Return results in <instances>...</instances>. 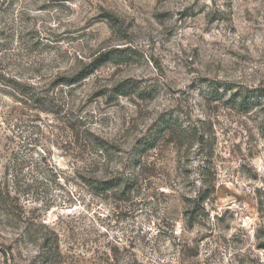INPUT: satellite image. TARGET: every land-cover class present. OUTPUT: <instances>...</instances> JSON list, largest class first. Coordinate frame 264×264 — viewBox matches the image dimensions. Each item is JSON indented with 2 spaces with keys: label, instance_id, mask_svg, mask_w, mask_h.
<instances>
[{
  "label": "rangeland",
  "instance_id": "obj_1",
  "mask_svg": "<svg viewBox=\"0 0 264 264\" xmlns=\"http://www.w3.org/2000/svg\"><path fill=\"white\" fill-rule=\"evenodd\" d=\"M0 264H264V0H0Z\"/></svg>",
  "mask_w": 264,
  "mask_h": 264
},
{
  "label": "trees",
  "instance_id": "obj_2",
  "mask_svg": "<svg viewBox=\"0 0 264 264\" xmlns=\"http://www.w3.org/2000/svg\"><path fill=\"white\" fill-rule=\"evenodd\" d=\"M109 55H106V59L105 57H100L96 63L98 62V66L99 68H101L102 65H104V62L108 61V60H112V59H115L116 57H107ZM104 59V60H103ZM102 61V62H100ZM95 69H98V68H94V67H90L85 69L82 73H80V75L76 76V77H73V78H65L64 80V83L68 86H74V85H77L85 80H87L94 72H95ZM127 89H132V87H129L126 85H122L121 87H119V89H117L119 91V93H122L121 95H123L124 93H127ZM23 95H30V93L28 92H25L23 93ZM33 97V96H32ZM241 102L239 104H237V106L239 107V109H241L240 111H247L251 108V102L245 97V96H242L241 97ZM167 129L169 128L168 126L166 127ZM92 140L91 141V145L94 147L95 151L98 152L97 154L98 155H103L105 152L108 153L109 152V149L111 148H108V146H106L105 142L99 138V137H93L92 136ZM159 137H153L151 138L150 140H148L146 143H144L142 146V148H140V155L142 154H145L153 149L156 148L157 144H158V141H159ZM141 166L142 167V162L141 160L136 164V167H139ZM91 184H90V187L93 189V193L94 195H100V194H104V193H107L111 190H114V189H120V187L123 185V181L117 179V178H113V179H110L108 181H102L101 179H92L91 180ZM136 185H138V182H136ZM209 196L205 197V198H201L200 199V203H201V210H199V207L200 205L198 206H195L192 214L195 215L196 211L198 212H204L205 209L202 207V204L206 203V201L208 200ZM193 223H196L193 222Z\"/></svg>",
  "mask_w": 264,
  "mask_h": 264
}]
</instances>
